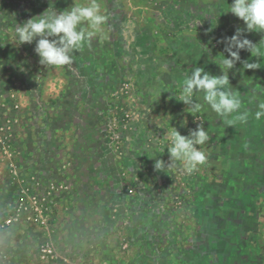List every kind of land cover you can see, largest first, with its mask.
Wrapping results in <instances>:
<instances>
[{
  "label": "rangeland",
  "instance_id": "1",
  "mask_svg": "<svg viewBox=\"0 0 264 264\" xmlns=\"http://www.w3.org/2000/svg\"><path fill=\"white\" fill-rule=\"evenodd\" d=\"M88 2L0 0V264H264V59L241 50L261 67L228 73L245 123L176 99L194 68L222 74L223 39L246 27L231 0H97L103 31L63 66L13 42L49 5ZM199 123L207 159L188 173L166 136Z\"/></svg>",
  "mask_w": 264,
  "mask_h": 264
},
{
  "label": "clouds",
  "instance_id": "2",
  "mask_svg": "<svg viewBox=\"0 0 264 264\" xmlns=\"http://www.w3.org/2000/svg\"><path fill=\"white\" fill-rule=\"evenodd\" d=\"M227 12L241 19L245 28H237L231 37H225L224 55L213 61L222 70V74L214 75L202 67H196L187 75L180 85V95L177 100L182 101L190 108V113H199L202 105L194 97L203 93L204 102L229 126L238 122L245 123L248 112L242 111L240 95L233 90L229 79V70L234 69L240 61L243 70H255L261 67L260 62L241 61L240 51L246 50L253 57L264 59V46L262 39L254 43L248 39L245 32L264 33V0H231ZM106 16L102 12L101 4L97 0H89L87 4L74 6L57 11L50 5L43 12L32 16L21 24H16L13 42L17 47L35 41L34 51L39 57V63L45 67L63 66L71 62L72 53L79 50L86 41L103 31ZM82 25L87 26V31ZM161 94V93H160ZM158 94L157 98L160 96ZM256 119L264 117V103L258 105L255 113ZM166 140L170 145V161H183V166L188 173L205 163L206 154L198 146L204 145L209 140V133L199 123L190 130L188 135L172 127L168 130ZM164 161L156 160L155 169L163 170Z\"/></svg>",
  "mask_w": 264,
  "mask_h": 264
},
{
  "label": "crops",
  "instance_id": "3",
  "mask_svg": "<svg viewBox=\"0 0 264 264\" xmlns=\"http://www.w3.org/2000/svg\"><path fill=\"white\" fill-rule=\"evenodd\" d=\"M147 8V6H142V7H140L139 9H138V11H139V13H144V12H146V11H142L143 9H146ZM122 21L124 22V21H126V22H128V26L129 27H131V29L132 30H137V31H139L140 29H143L142 31L144 32V33H146L145 32V28H144V24L142 25L143 27H141V28H137L138 26H137V24L136 23H134L133 22V20H131V18H123L122 19ZM135 28V29H134ZM156 70H158V69H156ZM165 70H169V68H167V69H165Z\"/></svg>",
  "mask_w": 264,
  "mask_h": 264
},
{
  "label": "built area",
  "instance_id": "4",
  "mask_svg": "<svg viewBox=\"0 0 264 264\" xmlns=\"http://www.w3.org/2000/svg\"><path fill=\"white\" fill-rule=\"evenodd\" d=\"M8 223H9V221H7ZM43 252H44V255H43V257H49V253H52V251H53V249H52V247L50 246V244H43V246H42V249H41Z\"/></svg>",
  "mask_w": 264,
  "mask_h": 264
}]
</instances>
